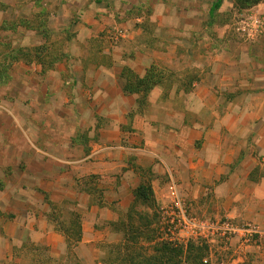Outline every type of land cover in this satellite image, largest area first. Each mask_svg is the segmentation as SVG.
Returning <instances> with one entry per match:
<instances>
[{
    "label": "crops",
    "instance_id": "1",
    "mask_svg": "<svg viewBox=\"0 0 264 264\" xmlns=\"http://www.w3.org/2000/svg\"><path fill=\"white\" fill-rule=\"evenodd\" d=\"M0 3V26L19 6L31 5L30 0ZM117 4L91 0L62 7L77 9L81 20L67 65L51 69L57 79L52 96L60 93L71 114L0 113V264H30L29 243L45 247L59 264H105L106 248L122 239L113 224L135 204L134 192L143 183L152 186L159 206L174 202L175 186L179 199L209 203L219 216L222 209L237 223H253L263 241L240 249L254 250V263L264 264V64L255 58L252 64L238 59L229 66L204 65L188 81L182 72L187 52L169 47L160 53L146 46L128 52L114 42H133L143 34L141 27H131L137 20L117 24L108 8ZM19 19L36 20L23 14ZM34 33L46 41L44 28ZM153 66L163 71L162 83L146 96L125 92L124 70L143 78ZM63 73L69 74L68 83L61 80ZM169 73L183 74L168 81ZM15 142L22 146L21 168L3 155L9 148L17 151ZM59 205L66 207V219L73 213L80 219L82 239L72 249L55 223Z\"/></svg>",
    "mask_w": 264,
    "mask_h": 264
},
{
    "label": "rangeland",
    "instance_id": "2",
    "mask_svg": "<svg viewBox=\"0 0 264 264\" xmlns=\"http://www.w3.org/2000/svg\"><path fill=\"white\" fill-rule=\"evenodd\" d=\"M41 1L47 3L48 7L43 6L40 3ZM89 1L91 0H30L31 5L29 4V7L22 8L19 6V13L15 14L13 19H8L9 25L16 22L20 29L0 30V54H9L16 49H22L23 52L18 55L17 60L15 59L11 63L8 73L10 79L0 85V113H13L15 117L33 113L32 118L36 114L54 113L56 111L57 113L71 114L73 111L71 105L61 103L60 93L58 97L54 98L52 96L57 85V79L52 76V70L49 67L44 71L43 65L34 56L40 54L46 68L51 65L53 59L57 58L59 62L52 69L55 66H66V61L69 59L66 54L77 48L75 44L78 34L77 23L81 20L77 9L63 12L62 7L65 5L66 9L70 10L71 6H75L78 2L83 5L89 4ZM98 1L107 3L108 0ZM114 1L120 2L119 8L118 4L116 7L108 6V8L112 9L110 14H113L112 18L117 24H121L124 19L137 20L138 22L134 23L135 25L130 24L131 27L134 29L141 27L143 29V34L136 37L133 42H114L117 45L122 44V47L127 49L128 52H133L145 46L160 53H164L169 47L180 54L187 52L190 58L186 63L187 69L182 72L185 73L184 78L187 77L188 81L194 79V77L197 78L202 71L199 68L204 65L226 64L229 66L230 61L234 63V60L238 59L244 64H252L259 59V63L264 64V0L256 5L246 0H224L221 8L213 17L210 16V8L215 0ZM126 5L127 8L125 9ZM3 6L0 3V9ZM101 13L106 14L102 11ZM22 14L29 16L31 21L34 17L36 18L30 24L32 27H42L43 24L40 22L43 21L44 26L42 29L44 28V31L48 33L45 36L46 41L41 40V36L34 33L36 29L25 31L21 28L23 22L19 18ZM53 14L55 19L50 20ZM67 17L71 18V25L67 24L68 19L65 20ZM38 37H40V40ZM41 41L42 43L45 41V43L40 45ZM107 42L111 44L112 40L110 39ZM94 46L98 47L97 42H93ZM2 62L3 58H0V65L3 64ZM23 65L28 66L30 69L25 68ZM39 65L42 67L41 70ZM158 67L165 68L162 64ZM228 70H231V68ZM183 73L178 74L176 78L169 73L167 74V80H179V76H182ZM68 76L69 74L66 76V73H63L61 80L68 83L70 81ZM66 92L70 94L68 90ZM10 123H13V120L8 121L7 124ZM16 125L17 123H14L12 127L15 128ZM29 130L34 129L31 127ZM29 136L32 137L30 132ZM6 139L11 141L9 138ZM15 145L17 151L9 148V152H4L3 155L5 159L16 163L21 168L25 163L21 157L22 153L19 152L22 146L20 142ZM28 159L29 157L25 160ZM206 205L209 206L205 207ZM212 208H214L212 204L203 202L202 205L187 199L181 200V207H177L174 202L159 206L157 201L156 208L152 205H137L138 211L156 215L157 220L153 229L156 230L158 237L164 236L168 238L167 240L182 245H186L190 241L208 244L210 247L206 260L211 264H233L234 259L240 256H245V261L238 264L245 262L255 264L258 253L250 249L242 254L243 250L241 249L245 246H259L263 241L262 234L258 232L246 239L243 238V235L234 233H230L225 237L218 232L213 234L211 229L203 227L227 222L236 226L254 224L237 223L227 217L224 210L220 209L219 216L216 214L217 210L213 212ZM56 211L61 216L60 221H62V217L67 214L66 207H58ZM181 211L184 212L187 219L201 227L197 229L194 225L186 224ZM66 218H68L67 215L63 220L65 223L69 221ZM199 232L205 235H201ZM29 248H27V256L31 255L34 249L31 251L28 250ZM108 248H106L107 253ZM45 254L47 253L45 252ZM8 264L14 263L9 262Z\"/></svg>",
    "mask_w": 264,
    "mask_h": 264
},
{
    "label": "trees",
    "instance_id": "3",
    "mask_svg": "<svg viewBox=\"0 0 264 264\" xmlns=\"http://www.w3.org/2000/svg\"><path fill=\"white\" fill-rule=\"evenodd\" d=\"M224 0H215L210 8V16L221 8ZM251 4H259L262 0H246ZM43 24V21L41 22ZM23 26L30 29H40L42 27H32L30 24L23 22ZM16 22H6L0 26L1 31L16 30L18 28ZM1 45V42H0ZM22 49L12 50L9 54H0L3 58V64L0 65V85L6 83L9 79V70L11 63L17 60L18 55L22 54ZM36 57L43 65L44 71L52 69L53 66L59 61L53 59L51 65L46 68L45 63L41 60V55L37 54ZM125 80V92L140 93L143 92L144 96L153 89L156 85L162 83L164 80L163 71L157 66H153L147 75L143 78L136 77L130 70L126 69L122 74ZM193 82L194 80H189ZM143 96V97H144ZM144 100L141 106H144ZM135 204L129 209L118 222L113 224V230L120 234L122 239L116 244H112L108 248V253L105 258V264H211L206 260L209 253V245L199 242L190 241L186 245L177 244L173 241L167 240L164 236L158 237L156 230L153 229L156 223V215L142 213L137 210V205H152L156 208V201L152 186L149 183L141 184L135 190ZM59 205L54 208H61ZM68 222L60 221L59 217H55L57 228L66 237L69 242V248H74L82 239V230L80 226L79 216L75 213ZM54 218V217H53ZM28 250L33 249L29 255L30 264H59L56 260L49 257L47 249L43 246L34 245L29 243ZM107 252V251H106ZM207 261V263L205 262ZM243 264H247L246 262Z\"/></svg>",
    "mask_w": 264,
    "mask_h": 264
},
{
    "label": "built area",
    "instance_id": "4",
    "mask_svg": "<svg viewBox=\"0 0 264 264\" xmlns=\"http://www.w3.org/2000/svg\"><path fill=\"white\" fill-rule=\"evenodd\" d=\"M171 191L173 193V196L175 197L174 200V204L177 207H181V200L179 199V196L177 195L176 192V187L172 186L171 187ZM182 212L183 218L186 220V224H191L194 225L197 229L201 226H198L197 224H195V222L190 221L189 219L186 218V216L184 215V212ZM207 228V229H211L214 233H220V235H222L223 237H225L226 235L230 234V233H234V234H240L243 235V238H249L252 237L253 235L257 234L259 231L257 229V227H255L254 225H244V226H236L232 223H218V224H214V225H210V226H204L203 228ZM200 233V232H199ZM201 234V233H200ZM201 235H205L204 233ZM207 239L208 237L205 236ZM207 263V261H205Z\"/></svg>",
    "mask_w": 264,
    "mask_h": 264
}]
</instances>
